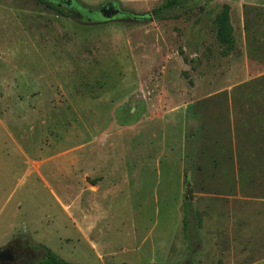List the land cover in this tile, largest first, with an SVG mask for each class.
I'll list each match as a JSON object with an SVG mask.
<instances>
[{"label":"rangeland","instance_id":"obj_1","mask_svg":"<svg viewBox=\"0 0 264 264\" xmlns=\"http://www.w3.org/2000/svg\"><path fill=\"white\" fill-rule=\"evenodd\" d=\"M108 1L125 17L102 20ZM242 1L156 17L164 0H0V248L38 264L45 248L74 264H227L214 204Z\"/></svg>","mask_w":264,"mask_h":264},{"label":"crops","instance_id":"obj_2","mask_svg":"<svg viewBox=\"0 0 264 264\" xmlns=\"http://www.w3.org/2000/svg\"><path fill=\"white\" fill-rule=\"evenodd\" d=\"M240 3L243 53L225 88L228 189L215 195L216 230L227 264H264V2Z\"/></svg>","mask_w":264,"mask_h":264},{"label":"trees","instance_id":"obj_3","mask_svg":"<svg viewBox=\"0 0 264 264\" xmlns=\"http://www.w3.org/2000/svg\"><path fill=\"white\" fill-rule=\"evenodd\" d=\"M42 1L48 6H52L53 8H55L57 11L64 12L63 9L57 6L56 4L49 3V0H42ZM192 1L195 0H164L162 4H160L158 7L152 10V13L156 17H162L164 15L170 14L176 8L183 7L184 5ZM230 11H231V5L226 3L223 5L220 13L217 15L216 18L218 24V39L223 44H227V50L225 51V54H228L230 50L233 49L236 43V39L234 35L235 29L231 21ZM190 205L191 203H189V206ZM45 252H46V258L42 262V264H74L62 258L61 256H59L57 253H55L49 248H45ZM120 264H135V263L123 262ZM140 264H150V263H140Z\"/></svg>","mask_w":264,"mask_h":264},{"label":"flooded vegetation","instance_id":"obj_4","mask_svg":"<svg viewBox=\"0 0 264 264\" xmlns=\"http://www.w3.org/2000/svg\"><path fill=\"white\" fill-rule=\"evenodd\" d=\"M49 3L62 4V6L66 8V9L62 8L63 11L76 9V4H74L75 0H49ZM106 5L108 6V8H104ZM111 5L112 7L115 6L116 8H119L120 13H118L117 15H114L113 17L109 19H105L103 17V14H107L113 9V8H110ZM99 12H100L102 20L104 21L113 20V19L122 18V17L124 18L125 16H123V13L126 14V12L120 7L118 2L116 1L105 2L100 7ZM0 255L2 256L0 258V264H38L37 259L34 257V253L30 251L29 247L24 246V245H21V249L16 250L15 244L8 243L5 246H2L0 248Z\"/></svg>","mask_w":264,"mask_h":264},{"label":"water","instance_id":"obj_5","mask_svg":"<svg viewBox=\"0 0 264 264\" xmlns=\"http://www.w3.org/2000/svg\"><path fill=\"white\" fill-rule=\"evenodd\" d=\"M104 8H108V6L106 5ZM110 8H113L109 13H107V14H103V17L105 18V19H109V18H111V17H113L114 15H117L118 13H120V9L119 8H116L115 6L114 7H112V5H111V7ZM124 15H126V14H124L123 13V16ZM2 256L0 255V258H1Z\"/></svg>","mask_w":264,"mask_h":264}]
</instances>
